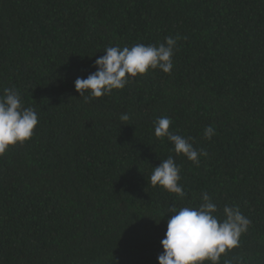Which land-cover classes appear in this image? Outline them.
Returning <instances> with one entry per match:
<instances>
[{"label": "trees", "instance_id": "obj_1", "mask_svg": "<svg viewBox=\"0 0 264 264\" xmlns=\"http://www.w3.org/2000/svg\"><path fill=\"white\" fill-rule=\"evenodd\" d=\"M169 36L181 37L171 74L99 99L75 90L107 47ZM8 87L39 122L0 155V264H158L169 207L203 192L221 218L228 204L251 221L220 264H264V0H0ZM162 116L208 153L198 167L155 137ZM169 156L182 199L149 182Z\"/></svg>", "mask_w": 264, "mask_h": 264}, {"label": "clouds", "instance_id": "obj_2", "mask_svg": "<svg viewBox=\"0 0 264 264\" xmlns=\"http://www.w3.org/2000/svg\"><path fill=\"white\" fill-rule=\"evenodd\" d=\"M181 37L169 36L158 45L134 44L131 47L109 46L104 55L96 59V71L87 78L78 77L74 82L75 90L81 97L99 99L110 95L114 90H122L133 78L145 75L149 70H161L171 74L174 64L173 55L177 41ZM121 121L130 119L121 114ZM38 114L33 107L24 106L21 93L15 87L3 89L0 95V155L10 147L29 141L38 126ZM172 121L167 116L154 121V135L158 139L166 138L172 145L176 156H184L197 167L199 157H207L203 149L197 150L191 138L173 134L169 131ZM204 138L211 140L215 128L208 126ZM180 168L172 156L162 160L149 178L153 187L159 186L179 198L185 196ZM198 206L174 204L168 213H173L167 221L165 237L161 241L162 254L158 264H220L223 254L240 245V237L245 234L251 221L244 216L239 206L225 204L220 209L207 192L201 193Z\"/></svg>", "mask_w": 264, "mask_h": 264}]
</instances>
